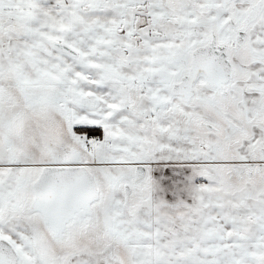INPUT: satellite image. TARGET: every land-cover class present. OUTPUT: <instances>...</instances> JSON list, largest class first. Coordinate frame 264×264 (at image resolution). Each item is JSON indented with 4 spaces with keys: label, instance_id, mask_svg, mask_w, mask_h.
<instances>
[{
    "label": "snow or ice",
    "instance_id": "obj_1",
    "mask_svg": "<svg viewBox=\"0 0 264 264\" xmlns=\"http://www.w3.org/2000/svg\"><path fill=\"white\" fill-rule=\"evenodd\" d=\"M0 264H264V0H0Z\"/></svg>",
    "mask_w": 264,
    "mask_h": 264
}]
</instances>
